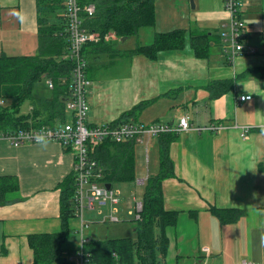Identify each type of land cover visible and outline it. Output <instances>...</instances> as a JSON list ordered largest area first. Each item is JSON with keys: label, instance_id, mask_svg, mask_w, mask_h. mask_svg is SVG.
Listing matches in <instances>:
<instances>
[{"label": "crops", "instance_id": "obj_1", "mask_svg": "<svg viewBox=\"0 0 264 264\" xmlns=\"http://www.w3.org/2000/svg\"><path fill=\"white\" fill-rule=\"evenodd\" d=\"M166 1L154 2L155 30L150 39L155 33L184 29L183 49L163 51L155 60L131 54L138 44L149 43L148 31L105 42L104 51L85 46L90 50L85 53V75L94 65L87 75V124L112 122L142 101H150L138 112L137 121L142 123H175L187 115L191 129L178 133L169 146L175 175L161 183L165 209L178 211L176 224L166 229L165 263L241 264L249 259L264 264V77L238 78L218 97L211 98L206 89L212 81L264 66V0H239L247 30L244 51L233 63L227 60L220 37L221 25L228 20L223 0H191L192 11L187 0L178 6ZM204 32L212 34L211 53L197 58L188 39ZM36 50V0H0V54ZM109 51L119 55L112 66L105 63ZM241 95L251 99L240 101ZM209 123L228 127L216 133L194 130ZM242 128L248 129L245 137ZM145 146L158 171L157 137ZM73 162V152L58 142L18 147L0 140V181L10 188L0 202V264H31L28 236L61 230L58 185L72 173ZM212 207L238 209L242 215L222 224ZM72 227L79 233L75 216L71 231ZM79 245L80 234L77 246L68 248Z\"/></svg>", "mask_w": 264, "mask_h": 264}, {"label": "trees", "instance_id": "obj_2", "mask_svg": "<svg viewBox=\"0 0 264 264\" xmlns=\"http://www.w3.org/2000/svg\"><path fill=\"white\" fill-rule=\"evenodd\" d=\"M83 5L93 3L95 13L83 15V25L101 36L111 32L115 39L135 36L140 28L155 25V0H79ZM37 11V50L34 54H0V130H17L63 123L66 120L65 99L71 76L72 63L65 57L69 39L64 0H36ZM211 33L204 32L189 36V46L197 58H208L211 53ZM101 40L91 43L92 49L104 51L107 44ZM186 45L184 29H173L155 33L151 43L138 44L131 54H140L155 60L163 51L180 50ZM83 53H87L86 48ZM101 47V48H100ZM257 74L264 77V66L251 67L233 79L210 82L206 89L211 98L229 91L238 78ZM50 80L53 88H49ZM45 81L50 96L34 95L35 85ZM29 100L31 109L20 112L23 102ZM150 101H142L110 122L137 121L138 112ZM178 133H163L157 137L159 167L155 174L145 179L142 194V210L139 218L133 220V236L93 239L83 245L89 254L90 264H166L168 249L166 229L178 220V211L164 207L162 181L174 177L173 160L169 155L170 143ZM94 156L104 168L103 183L129 182L135 179V143L106 141L98 146ZM3 180V179H0ZM6 181L8 179H5ZM14 185L13 179H9ZM60 188L61 230L53 233L30 234L28 244L33 251L31 264H70L68 257L74 250L68 248L71 232L70 221L75 216V181L73 173L66 176L58 185ZM9 187L0 181V202ZM211 212L222 223L237 221L242 215L238 209L211 208Z\"/></svg>", "mask_w": 264, "mask_h": 264}, {"label": "built area", "instance_id": "obj_3", "mask_svg": "<svg viewBox=\"0 0 264 264\" xmlns=\"http://www.w3.org/2000/svg\"><path fill=\"white\" fill-rule=\"evenodd\" d=\"M64 5L69 39L68 52L65 57L72 63L71 76L68 82L69 90L64 103L66 120L63 123L59 122L53 125L0 130V140L19 147V145L26 143H38L36 137L42 135L46 141L58 142L62 147L73 152L74 215L79 220L80 245L67 257L70 264H90V256L83 250V245L90 240L89 237L83 235L84 229L90 224L83 215L84 211L95 210L97 207L100 214L99 222L108 224L120 221L118 208L116 207L119 191L113 189L112 184L110 188L104 186L105 182L102 181L104 168L94 156L96 148L106 141L121 142L129 140V142L133 141L135 144L147 145L151 138L158 137L163 133H180L189 130L191 124L187 115L180 116L175 123L127 121L117 125L110 122L87 124L89 104L87 103L86 88L89 86V80L85 75L88 61L83 53V48L87 44L99 43L101 40L110 41L116 37L111 32L101 36L99 33L84 27L83 15L91 17L95 13L93 3L82 5L79 0H64ZM223 6L227 12L226 14H228V20L221 25L220 37L224 43L225 56L228 61L233 63L236 57L244 51L247 28L241 15L239 0H223ZM47 85L50 89L53 88L50 80L47 81ZM241 96L239 100L244 101ZM3 103L4 101L0 98V105ZM227 127L221 123H209L204 126H196L194 130L216 133ZM247 130V128H242V137H245ZM102 208H106L107 213L104 214ZM141 210V200H135L134 211L130 210L128 214L132 216V220H136L139 218ZM241 264L259 263L243 259Z\"/></svg>", "mask_w": 264, "mask_h": 264}, {"label": "rangeland", "instance_id": "obj_4", "mask_svg": "<svg viewBox=\"0 0 264 264\" xmlns=\"http://www.w3.org/2000/svg\"><path fill=\"white\" fill-rule=\"evenodd\" d=\"M169 1V0H168ZM167 4H169V2ZM175 4V6L179 5L180 0H170ZM187 7H189L190 11H192V4L191 0H187L186 2ZM155 28L153 26H147L140 28L138 32V36L141 34L142 31H148V35L145 39L149 37V43H151L152 39L151 36L154 33ZM136 36V35H135ZM136 36V37H138ZM154 36V35H153ZM215 39V36L213 37ZM134 38L127 41V43H132ZM151 40V41H150ZM147 43V44H149ZM105 63L106 65H114V59L118 58L119 55L112 54V52H107ZM92 60V58H91ZM92 69H88V76L90 77V73L93 71ZM87 69V68H86ZM86 75V76H87ZM87 76V78H89ZM34 95L36 96H50L51 90L47 88L45 81H40L35 85L34 88ZM31 103L29 100H26L22 103L20 107L21 113H26L30 110ZM69 119V116L67 117ZM147 154V157H146ZM135 179L129 182H118L113 183L112 187L115 190L119 191L118 196V204L116 207L118 208V216L120 217V221L117 223H101L99 222L100 214L98 213L99 209L96 207L95 210H85L83 215L85 219H87L90 224L87 228L84 229L83 235L85 237L93 238V239H106L109 237H124V236H133L132 231V223L133 218L131 215L128 214L129 210L132 212L134 211L135 200H141L142 194L144 192L145 185L144 181L148 175L155 173L157 171V167L154 165L152 159V153L150 148L146 151V146L137 144L135 146ZM102 212L105 214L107 213V209L102 208ZM78 226V223H77ZM72 230L68 236V245L70 248H74L77 246L79 242V233L76 232L77 229L72 227ZM73 236H76V239L73 240Z\"/></svg>", "mask_w": 264, "mask_h": 264}, {"label": "clouds", "instance_id": "obj_5", "mask_svg": "<svg viewBox=\"0 0 264 264\" xmlns=\"http://www.w3.org/2000/svg\"><path fill=\"white\" fill-rule=\"evenodd\" d=\"M241 99L242 100H250L251 97L250 96H241ZM36 140H37L38 143H41L42 145L47 143V141L45 140V137L42 136V135L41 136H37Z\"/></svg>", "mask_w": 264, "mask_h": 264}, {"label": "water", "instance_id": "obj_6", "mask_svg": "<svg viewBox=\"0 0 264 264\" xmlns=\"http://www.w3.org/2000/svg\"><path fill=\"white\" fill-rule=\"evenodd\" d=\"M126 38V37H123V39ZM106 188H110L111 187V183H105L104 185Z\"/></svg>", "mask_w": 264, "mask_h": 264}]
</instances>
